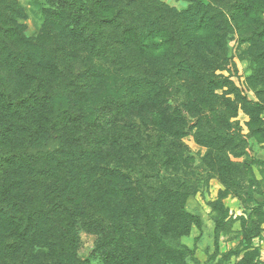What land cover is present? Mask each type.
Segmentation results:
<instances>
[{"label":"trees","instance_id":"16d2710c","mask_svg":"<svg viewBox=\"0 0 264 264\" xmlns=\"http://www.w3.org/2000/svg\"><path fill=\"white\" fill-rule=\"evenodd\" d=\"M186 1L179 11L161 0H34V33L10 1V17L0 16L9 52L0 59V174L10 186L0 199L23 208L28 225L41 215L46 234L72 236L88 231L86 208L103 219L102 253L129 249L133 236L155 242L158 222L184 214L200 191L183 139L197 128L208 156L244 143L237 101L217 93L230 85L216 74L232 64L229 42L208 58L203 35L221 27L259 43L264 0ZM25 244L29 262L48 249L33 236Z\"/></svg>","mask_w":264,"mask_h":264},{"label":"rangeland","instance_id":"374dc122","mask_svg":"<svg viewBox=\"0 0 264 264\" xmlns=\"http://www.w3.org/2000/svg\"><path fill=\"white\" fill-rule=\"evenodd\" d=\"M10 1L0 0V16L10 17ZM161 1L179 11L189 6L186 0ZM12 2L21 11L18 23L28 28V33L37 32L40 21L34 0ZM220 28L212 27L203 35L210 47L204 52L214 58L216 42L224 37L229 42L232 64L216 74L228 78L230 85L217 93L230 92L227 98L237 101V116L232 121L242 129L244 143L222 142L219 148L223 149L208 156L210 149L195 136L197 128L183 139L200 187L187 199L184 214L177 212L173 219L158 222L161 227L155 242L133 236L135 244L130 239L129 249L111 256L98 248L103 219L92 209L80 211H86L81 215L88 218V231L78 228L65 237L63 229L46 234L41 215L35 216L33 226L28 225L23 208L21 212L14 209L10 197L0 199V264H264V40L252 45L250 39ZM2 48L0 42V59L9 55ZM8 84L10 91V78ZM170 105L175 102L171 100ZM234 129L226 135L231 140L236 137ZM210 166L216 171L226 167L225 175L209 172ZM0 176V189L6 182L4 191L10 186V174L5 179L4 174ZM31 236L48 249H37L29 262L25 240Z\"/></svg>","mask_w":264,"mask_h":264}]
</instances>
